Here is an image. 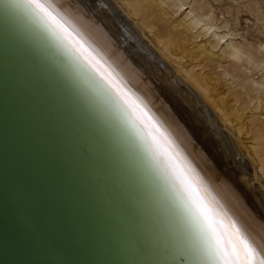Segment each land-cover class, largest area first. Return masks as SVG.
I'll use <instances>...</instances> for the list:
<instances>
[{"label":"bare ground","instance_id":"obj_1","mask_svg":"<svg viewBox=\"0 0 264 264\" xmlns=\"http://www.w3.org/2000/svg\"><path fill=\"white\" fill-rule=\"evenodd\" d=\"M115 1L40 0L89 59L29 0H0V17L62 77L97 122L108 146L117 148L129 199L140 215L155 264H220L205 241L194 197L218 213L224 225L235 224L264 257V193L253 186V181L264 182V135H257L252 151L241 148L251 157L244 164L242 152L228 138L232 133L227 137L221 131L230 121L224 106L209 96L215 91L212 80L192 76L188 69L179 76L167 66L180 55L177 39L163 38L158 48L151 46L150 38H141L149 4ZM228 53L240 60L238 50ZM0 243L5 244L1 235ZM4 250L0 245V254Z\"/></svg>","mask_w":264,"mask_h":264},{"label":"water","instance_id":"obj_2","mask_svg":"<svg viewBox=\"0 0 264 264\" xmlns=\"http://www.w3.org/2000/svg\"><path fill=\"white\" fill-rule=\"evenodd\" d=\"M12 29L0 17V264H155L117 148Z\"/></svg>","mask_w":264,"mask_h":264},{"label":"rangeland","instance_id":"obj_3","mask_svg":"<svg viewBox=\"0 0 264 264\" xmlns=\"http://www.w3.org/2000/svg\"><path fill=\"white\" fill-rule=\"evenodd\" d=\"M127 1L119 0L124 5L140 3L145 6L149 4L151 7L148 11L149 16L146 20L144 19L147 27L143 36L135 26L131 25L144 41L148 42L151 39L152 47L162 48V45H159L160 40L177 39L181 48L180 55L172 57L171 61L174 63L171 64V61H168L170 64L166 63L168 67L172 66L171 70L183 76L188 69L192 76L196 75L195 77L203 80H215L211 83L219 87L212 86L211 89L215 91L209 96L212 94L211 97L215 98L222 107L224 106L227 120L233 123L230 126L231 129L228 127L229 122V125L225 124L228 130L224 127L225 129L221 128V131L223 130L227 137L232 133L228 138L234 140L245 158H243L244 164H247V158L250 156L241 148L244 149V146H247L252 151L253 146L257 145V135L260 133L264 135V52H262L264 50V0H159L157 1L159 4L154 3L155 6L152 5L151 0ZM115 3L118 2L115 1ZM165 8L169 12L166 13ZM119 13L127 23L129 20L132 24V20L121 11ZM232 49L241 53L240 60L228 53ZM176 58L181 63L176 62ZM179 68L182 73L179 72ZM202 75L209 78L204 79ZM200 98L203 100V97ZM225 100L228 104L224 103ZM227 107L232 110H228ZM235 109L238 111L237 116L234 115ZM209 111L212 116L217 117L212 109ZM231 111L234 113L232 114ZM230 112L231 114H228ZM246 124L248 127L245 126ZM242 127L243 132L240 129ZM248 138L252 139L248 140ZM239 141L245 145L241 142L242 145L238 144ZM248 167H250L249 164ZM253 186H260L258 190L264 193V182L260 185V182L253 181Z\"/></svg>","mask_w":264,"mask_h":264},{"label":"snow or ice","instance_id":"obj_4","mask_svg":"<svg viewBox=\"0 0 264 264\" xmlns=\"http://www.w3.org/2000/svg\"><path fill=\"white\" fill-rule=\"evenodd\" d=\"M56 28H58L67 39L75 44L86 59L83 48L75 41L72 34L68 32L49 9L40 0H29ZM91 62V60H90ZM119 91V89H117ZM126 103L136 111L135 105L131 104L125 97ZM138 119L145 122L143 116L138 115ZM155 139V137H153ZM193 204L203 221V233L207 246L215 253L220 264H264V257H260L256 249L248 241L235 224L224 225L220 215L209 210L201 198L194 197Z\"/></svg>","mask_w":264,"mask_h":264}]
</instances>
